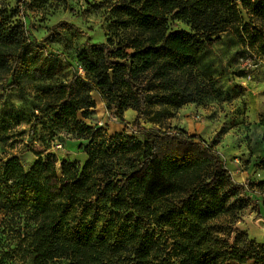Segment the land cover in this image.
<instances>
[{"label":"trees","instance_id":"obj_1","mask_svg":"<svg viewBox=\"0 0 264 264\" xmlns=\"http://www.w3.org/2000/svg\"><path fill=\"white\" fill-rule=\"evenodd\" d=\"M48 1L3 0L0 80L7 89L32 83L46 99L33 129L49 123L78 135L88 157L63 160L62 174L42 149L30 168L0 157V264H264V242L235 228L252 200L248 183L235 181L215 145L182 128L135 134L148 130L139 121L150 103L180 109L204 98L177 80L223 34L264 54V0H123L107 40L78 51L83 72L48 48L61 30L79 27L62 20L38 40L24 20L48 11ZM171 15L190 29L170 27ZM94 91L113 118L137 112L132 133L81 119L96 107ZM250 185L264 200V181Z\"/></svg>","mask_w":264,"mask_h":264},{"label":"rangeland","instance_id":"obj_2","mask_svg":"<svg viewBox=\"0 0 264 264\" xmlns=\"http://www.w3.org/2000/svg\"><path fill=\"white\" fill-rule=\"evenodd\" d=\"M122 1L59 0L52 3L49 0L48 11L24 20L38 40H42L51 27L62 20L79 27V30H61V34L48 40V48L53 54L67 57L73 65L72 70H81L78 51L87 42L107 40L116 29L112 25L118 17L114 6ZM2 7L3 0H0V9ZM169 24L172 28L190 29L185 20L172 15ZM241 51L246 55L243 56ZM248 63L253 65L251 73L244 70ZM177 81L204 89V98L184 105V116H179L177 109L170 104L150 103L139 121L148 130L146 133L136 132V136L144 140L150 137L149 132L160 128L174 132L183 118H189L194 126H200L199 134L194 133L196 130L192 126H186L184 130L200 135L208 144H214L235 181L248 183V194L252 200L239 212L235 228L246 231L257 242H264V200L261 191L250 187L253 181H264V167L260 162L264 155L263 52L258 45L248 43L244 46L238 35L229 31L222 35L221 41L204 48L192 75L188 71L181 72ZM2 84L0 80V157L17 156L26 168H30L38 160L36 153L42 149L45 159L56 162L59 174H62L63 160L85 163L88 156L80 148V143L85 140L78 135L54 130L49 123L39 124L33 129L35 115L40 113L46 99L39 95L32 83L25 82L20 89H7ZM92 94L96 107L88 117L81 116L83 121L92 126H103L109 134L133 132L136 111L128 109L125 121L113 118L100 95L95 91ZM235 199L230 201L231 206L235 205ZM259 208L261 214L258 213ZM50 264H71V261L59 258Z\"/></svg>","mask_w":264,"mask_h":264},{"label":"crops","instance_id":"obj_3","mask_svg":"<svg viewBox=\"0 0 264 264\" xmlns=\"http://www.w3.org/2000/svg\"><path fill=\"white\" fill-rule=\"evenodd\" d=\"M185 110L186 108L182 107L180 109H177V112H179V116L185 114ZM184 116V115H183ZM189 127V126H192L193 129H195L196 131L194 133H200V126H194V123L191 121V119L189 118H183V120H181L179 122V125L176 126V128H182V129H185V127ZM160 128V127H159ZM162 130V128H160ZM165 130V129H163ZM156 132V130L152 131V133ZM150 133V132H149Z\"/></svg>","mask_w":264,"mask_h":264},{"label":"built area","instance_id":"obj_4","mask_svg":"<svg viewBox=\"0 0 264 264\" xmlns=\"http://www.w3.org/2000/svg\"><path fill=\"white\" fill-rule=\"evenodd\" d=\"M248 64H249V63H248ZM80 71L83 72L82 69H81Z\"/></svg>","mask_w":264,"mask_h":264}]
</instances>
